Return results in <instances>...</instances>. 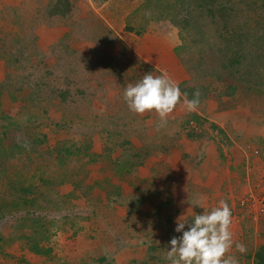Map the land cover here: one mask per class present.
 <instances>
[{"label": "rangeland", "instance_id": "1", "mask_svg": "<svg viewBox=\"0 0 264 264\" xmlns=\"http://www.w3.org/2000/svg\"><path fill=\"white\" fill-rule=\"evenodd\" d=\"M2 1L0 142L7 152L18 150L22 141L28 148L8 160L18 170L0 167V264H170V241L183 235L175 231L178 218L191 222L204 213L195 206L197 199L206 210L221 199L228 202L231 254L239 264H254L252 256L264 245V140L247 133L258 126L264 130V86L247 94L250 86L243 85L233 98L220 96L230 93L235 81L224 73L221 81L209 84L211 71L220 67L217 56L204 61L211 71L202 77L193 59L200 45L188 40L191 30L180 22L183 16L175 17L180 6L160 25L138 14L144 0H68L70 15L56 19L50 11L58 0ZM211 1L234 6L237 24L250 30L251 47L260 45L264 0ZM55 29L61 32L54 34ZM157 34H168L176 44L160 67L147 60H157V51L141 42ZM178 49L191 63H182ZM257 66L263 68L262 62ZM163 72L179 86L212 85L197 111L199 122L178 107L167 125L158 127L155 115L128 110L127 85ZM242 106L251 108V117L235 110ZM226 107L234 110L233 120H216ZM179 136L186 140L187 156L175 140ZM39 138L44 141L38 143ZM161 141L175 143L176 154L160 156L164 150L154 146ZM148 145H154L152 150ZM63 147L74 154L62 158L56 151ZM147 152L151 155L144 159ZM197 163H202L199 168ZM209 170L217 173L212 192L205 186L207 177L199 180L203 184L194 183L196 171L202 179ZM18 179V185L8 184ZM187 193L191 197L184 199ZM236 244L246 251H237Z\"/></svg>", "mask_w": 264, "mask_h": 264}, {"label": "trees", "instance_id": "2", "mask_svg": "<svg viewBox=\"0 0 264 264\" xmlns=\"http://www.w3.org/2000/svg\"><path fill=\"white\" fill-rule=\"evenodd\" d=\"M68 2V0H58L50 11V17L56 19L57 17L65 18L70 15L71 11L69 9ZM216 5L217 4L211 0H181L178 2H173L172 0H144L138 9V14H142L143 20L147 23L161 21L164 19L171 20L170 17L180 6L182 10L176 12L175 17L183 16V19H181L180 22L183 23V27L186 29L189 27L191 30V37L188 40L196 45H200L197 46V53H199L198 57L193 58L197 60L201 74H204V76L200 74L198 76H207L205 73L211 70L209 66L204 63V61H208V59L211 57L217 56L216 61L219 62L220 67L216 73L215 71H211L209 75L211 77V81L209 84L213 85L214 83L216 84L221 81L223 79L222 76L224 73L235 81V85H230L228 87L231 92H224L220 96L235 97L238 90H243L240 89L243 87V85L250 86V90L245 89L247 94L257 91L261 86H264V37L257 39L258 43L260 44L257 46V48L251 47L250 38L252 35L250 36L249 28H246V25H238L236 22V17L238 16L237 9L232 5H224L221 7ZM171 23L177 27L180 26L176 21H172ZM127 30L135 32V29L130 26L127 27ZM108 36L114 38L113 34L111 35L109 33ZM217 36L219 37V42L215 43L214 40ZM210 44L213 45L211 50H209ZM205 47H208V49H205ZM177 54L184 65H186V62L191 63L190 60H184V57L179 49ZM200 55L207 56L202 58ZM199 60H201L200 63ZM261 62L263 64V68H259L257 66V63L261 64ZM243 76L251 77L243 79ZM212 85H202L201 83L194 84L193 82L192 84H188L187 82H184L179 87L182 92L187 94L189 99L193 97V94L196 91H199L201 93V105L206 98L205 94L208 88L211 89ZM4 86L5 85H0V87ZM35 100L36 99H34V101ZM191 120L199 122V113L197 111L191 113ZM3 135L6 136L8 133L3 132ZM189 136L193 137L194 135L191 134ZM44 138L45 136L43 139ZM43 139L39 138L37 142L39 141L38 143H42L44 141ZM25 142L26 141H22L20 144H18V150L10 149L8 152L6 151L4 143L0 142V167L18 170L17 168L12 167L13 165L10 164L8 160L14 155L15 152H17L19 155H22L26 152L25 150H27L28 146L27 142ZM167 145L168 144H166L165 141H161V143L158 145H148L146 148L150 151L152 150L151 147L154 146L155 150L161 149L166 151ZM62 149L63 150L57 148L56 151L57 153L59 152L62 158H65L66 156H72L74 154V151H71L70 148L67 149L63 147ZM150 155L151 153L147 152L143 158L146 159ZM27 161L32 162L30 157L27 158ZM7 162L8 164L6 165ZM22 169L28 170L30 168L23 167ZM19 181V179L15 181L10 180L8 184L18 185ZM98 186L104 187V184H98L97 187ZM108 191L110 193V190ZM143 201L144 197L140 200V202L144 203ZM33 249L39 251L40 247L38 248L35 246ZM254 264H264V245H262L256 252Z\"/></svg>", "mask_w": 264, "mask_h": 264}, {"label": "clouds", "instance_id": "3", "mask_svg": "<svg viewBox=\"0 0 264 264\" xmlns=\"http://www.w3.org/2000/svg\"><path fill=\"white\" fill-rule=\"evenodd\" d=\"M200 96L201 93L196 91L189 99L168 73L163 72L156 76L148 73L135 84L129 83L124 89L123 101L132 114L155 115L157 126L165 127L178 107L189 113L198 111ZM195 206L203 208L204 213L195 214L191 222L182 220L184 216L178 218L175 231L183 235L171 239L166 259L170 264H239L237 257L231 254L233 216L228 202L221 199L217 206L206 210L202 201L197 199ZM235 247L240 253L246 251L243 244Z\"/></svg>", "mask_w": 264, "mask_h": 264}, {"label": "crops", "instance_id": "4", "mask_svg": "<svg viewBox=\"0 0 264 264\" xmlns=\"http://www.w3.org/2000/svg\"><path fill=\"white\" fill-rule=\"evenodd\" d=\"M12 0H3L2 1V3H9V2H11ZM165 22H161L160 23V25H162V24H164ZM167 23V22H166ZM157 24V23H156ZM165 25V24H164ZM53 30V29H52ZM52 30H48V32H53ZM166 31H169V30H166ZM61 32V29H55V32H53L54 34H59ZM177 36V35H176ZM160 39H162L163 40V42H161L160 41ZM59 40V37L57 36V37H54V39H53V42L55 43L56 41H58ZM159 40V41H158ZM152 41H155V43H154V46H151L150 44H149V42H152ZM141 42L143 43V45H145L146 47H149V49L150 50H154V52H155V50L157 51V55L159 56V58L157 57V60H154V59H150V57L149 58H147V60H149L150 61V63L152 64V65H155V66H158V67H160V66H165L167 63H168V61L169 60H164V56H167V55H169L170 54V51H169V49H170V46H172L171 45V43H170V40H169V35L168 34H165L164 36L162 35V34H157V35H153V36H144L142 39H141ZM158 45H162V46H160V47H162V48H164V49H161V48H159L158 47ZM174 46H176V44L175 45H173L172 46V49L174 48ZM170 59V58H169ZM158 61V62H157ZM233 98V97H232ZM228 110H227V112H222L219 116H218V114H215V118H216V116H217V118H216V120L217 119H221V118H225V119H221L220 121H226V122H228L229 120H233V118H234V110H232V111H230L232 108L231 107H226ZM235 110H237V111H239L240 113H241V117L242 116H244V117H251L252 116V112H251V108H245L244 106H242V108L241 107H239V108H237V109H235ZM235 115H236V112H235ZM253 133H255L254 135H253ZM247 135H249V136H253V137H255L256 139H257V141H260V138H262L263 140H264V130H263V127H261V126H258V127H254L253 128V130H249L248 131V133H247ZM173 140V139H172ZM176 142L177 143H179V144H181V146L183 147V151L185 150V155L184 156H187L186 154V152H187V150H186V148H187V145H185L184 146V144H186L185 143V141L186 140H184V137H181V136H179V137H177L176 139ZM176 144L175 143H173L172 144V146L171 145H167V150L165 151L164 150V152H162V153H159V155L160 156H163L164 154H172L173 156L176 154V152L178 151V149L176 148V147H174ZM203 153H204V151H203ZM203 163V162H202ZM202 163H197L196 164V167L197 168H199L200 167V165L202 164ZM204 163H205V161H204ZM203 163V164H204ZM205 164H207L208 165V163H205ZM215 168H217V166H215L214 167V169ZM203 169H206V167H203ZM216 175H217V173H216V171L215 170H209V172H208V175H204V177L202 178V179H200V175H199V173L196 171V174H195V178L197 179L196 181H194V183L196 184V183H198L199 182V180H202V181H204V180H206V178L205 177H207L208 179H210V180H207L206 182H205V184H207V185H205V186H207L209 189L211 188V191L210 192H212V190L214 189V188H217V186L215 185V186H212V182L215 180V178H216ZM187 181H189V178H187L186 179ZM187 183H191L190 181L189 182H187ZM199 184H203V182H199ZM219 187H221V184L219 185ZM222 188V187H221ZM190 190L191 192L192 191H194V192H196L195 190H193L192 189V187H190V186H188V187H186V190ZM218 190V189H217ZM191 197V193H187L186 194V196H184V199H189ZM254 258V256H252V259Z\"/></svg>", "mask_w": 264, "mask_h": 264}]
</instances>
